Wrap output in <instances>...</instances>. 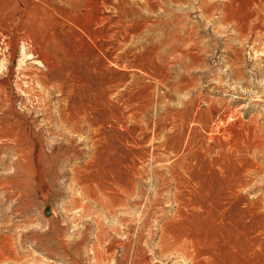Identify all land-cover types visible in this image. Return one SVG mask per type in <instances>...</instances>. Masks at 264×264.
I'll return each mask as SVG.
<instances>
[{"label": "rangeland", "instance_id": "374dc122", "mask_svg": "<svg viewBox=\"0 0 264 264\" xmlns=\"http://www.w3.org/2000/svg\"><path fill=\"white\" fill-rule=\"evenodd\" d=\"M0 264H264V0H0Z\"/></svg>", "mask_w": 264, "mask_h": 264}]
</instances>
